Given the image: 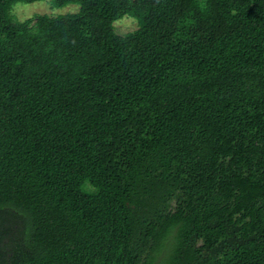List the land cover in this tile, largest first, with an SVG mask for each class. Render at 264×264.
<instances>
[{"label":"trees","instance_id":"trees-1","mask_svg":"<svg viewBox=\"0 0 264 264\" xmlns=\"http://www.w3.org/2000/svg\"><path fill=\"white\" fill-rule=\"evenodd\" d=\"M39 1L0 0V264H264V0Z\"/></svg>","mask_w":264,"mask_h":264},{"label":"rangeland","instance_id":"rangeland-1","mask_svg":"<svg viewBox=\"0 0 264 264\" xmlns=\"http://www.w3.org/2000/svg\"><path fill=\"white\" fill-rule=\"evenodd\" d=\"M51 0H43L35 3H18L16 4L11 14L17 21H24L40 15H47L50 17H58L61 15L75 14L79 11L77 5H67L62 8L52 6ZM116 31L119 34H126L137 29V23L132 18L126 16L125 18L114 23Z\"/></svg>","mask_w":264,"mask_h":264}]
</instances>
